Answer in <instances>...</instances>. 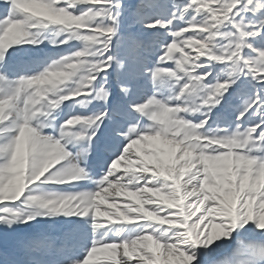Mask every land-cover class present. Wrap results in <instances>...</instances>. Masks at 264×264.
I'll use <instances>...</instances> for the list:
<instances>
[{"label": "snow or ice", "instance_id": "1", "mask_svg": "<svg viewBox=\"0 0 264 264\" xmlns=\"http://www.w3.org/2000/svg\"><path fill=\"white\" fill-rule=\"evenodd\" d=\"M0 264H264V0H0Z\"/></svg>", "mask_w": 264, "mask_h": 264}]
</instances>
